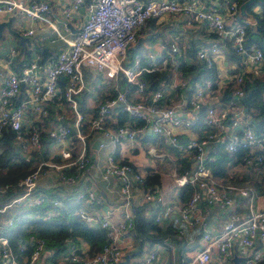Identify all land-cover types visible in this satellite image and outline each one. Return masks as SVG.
I'll list each match as a JSON object with an SVG mask.
<instances>
[{"label": "built area", "instance_id": "built-area-1", "mask_svg": "<svg viewBox=\"0 0 264 264\" xmlns=\"http://www.w3.org/2000/svg\"><path fill=\"white\" fill-rule=\"evenodd\" d=\"M243 1L214 0L201 8L194 0H70L62 9L64 16L71 19L83 6L85 18L67 40V47L42 60L31 42L29 61L18 70L9 67L1 73L0 141L10 135L11 161H31L36 165L15 183L0 182V264H54L46 261L51 253L46 240L36 232H31L18 245L19 252L31 247L29 258H17L4 233L13 226L15 211L48 203L42 216L46 219L65 209L66 196L80 203L83 200L86 204L97 203L93 189L77 187L98 168L87 152L98 139L95 134L102 137L98 148L111 146L113 149L117 144L127 143L131 152L137 135L148 129L170 148H177L180 156L192 161L190 169L181 174L173 172L178 186L188 183L194 186L186 202L168 204L157 188L143 192L148 210L157 211L155 221L161 226L171 214L177 213L179 221L187 228L201 229V246L190 259L179 264H207L218 258V254L229 258L233 264L236 244L242 256L240 264H264V186L260 192L263 206L255 208V187L219 183L210 166L219 153L231 157L239 147L245 149L243 156L235 157L240 165L264 166V129L258 127L261 119L245 103L247 85L255 78L264 79V51L256 42L249 41L247 28H256V24L250 13L247 17L240 15L239 5ZM16 9L30 18L49 21L48 0H0V13L11 14ZM252 11H259L258 6ZM180 13H185L187 25L206 24L209 37L196 47L195 59L214 68L216 76L202 79L191 88L177 68V60L171 57L174 59L171 78L163 89L152 90L141 78L143 71L153 70L151 64H142L138 54L129 60L127 48L149 19ZM32 32L29 28L26 33L31 35ZM229 48L235 56L224 67ZM18 53L17 45H13L3 56L12 63L16 62ZM145 56L151 57L149 53ZM165 64L166 61L162 67ZM86 70L89 80L84 75ZM120 75L134 86L132 91L120 84ZM62 76L66 79L62 80ZM98 89H102V94L96 97V103H86L81 108L84 94L94 98ZM165 95L170 96L169 104L164 102ZM114 109L127 112L143 123L133 127L126 121L110 127L107 118ZM198 119L202 124L199 134L194 130ZM180 129L192 133L186 142L179 140ZM42 132L51 139L47 152L41 141ZM72 135L76 138L75 144ZM51 144L60 146L58 152H51ZM74 146H77L76 155ZM147 151L157 158L164 155L154 146ZM56 153L59 162L53 160ZM51 172L55 183L47 188L49 192H42L38 181ZM100 174L104 179L114 177L120 181L123 219L114 222L107 217L95 218L79 207L78 213L86 222L97 219L98 225L106 230L107 240L98 252L82 257L78 254L79 243L65 238V257L58 264H66L64 261L67 264H116L123 259L119 241L134 227L131 186L143 184L145 176L132 162H117L113 151L100 167ZM262 182L264 185V176ZM72 186H75L73 192L62 194ZM11 191L14 193L10 195ZM202 201L209 206L217 204L227 212V220L219 231L207 229L209 222L199 206ZM182 233L181 228L179 234ZM157 257V251L151 249L137 264H155Z\"/></svg>", "mask_w": 264, "mask_h": 264}, {"label": "crops", "instance_id": "crops-1", "mask_svg": "<svg viewBox=\"0 0 264 264\" xmlns=\"http://www.w3.org/2000/svg\"><path fill=\"white\" fill-rule=\"evenodd\" d=\"M26 2L29 0H25ZM198 6L204 8L209 5L214 0H194ZM49 2V11L46 13L49 21L40 20L38 18H30L26 16L20 9H16L11 14H3L0 13V22L8 21V19H12L10 23V27L14 30V32L9 31L6 27L3 28L2 33L0 35V45L3 40L8 39L11 43L10 46L17 45V49L19 51L18 56L16 58V62H7L3 56V53L6 49L0 47V82H1V73H5L7 69L12 68L18 70L21 65L25 62L29 61L31 51L28 46L29 43L33 42L35 46V50L38 54L41 53L49 55L56 52H59L61 49L67 47L68 39L72 37V35L79 29L82 25V22L85 18L84 7L80 6V8L75 12L74 16L69 19L66 18L62 12L64 6L70 3V0H48ZM29 28L33 29L31 35H28L26 32ZM63 36V38L60 37ZM209 37L208 30L206 28V24L194 22L191 25H187L185 23V13H180L176 15H166L160 18H152L147 22V25L140 29L137 33V41L145 48L144 53H149L150 56L149 63L151 64L153 69H164L167 66L168 60L171 59V64L174 62L173 53L166 49V43L172 41L173 44L180 45L174 46V50L178 53H182L179 49H184L192 40H196L197 44L205 42ZM9 46V47H10ZM166 52L168 57L165 58L163 53ZM28 54L26 60H24L18 66V61H20V57ZM137 55V54H136ZM42 56V55H41ZM147 56V55H146ZM173 57V58H171ZM152 58V59H150ZM159 58H162L161 63L158 61ZM176 59V58H175ZM165 67H162L163 63H165ZM177 60V59H176ZM181 60H185L186 62H190V56L186 58H182ZM230 58L227 56L224 59V67L225 65L230 63ZM178 63V60H177ZM221 69V68H219ZM181 73V71H180ZM86 79L89 78V72L85 71ZM181 75L187 78L183 73ZM188 79V78H187ZM63 80V79H62ZM89 80V79H88ZM102 94V90H97V95L92 96L94 98L88 97L87 94H84L86 97V103L89 105L96 103V97H100ZM173 96V94H171ZM169 100V99H168ZM112 122V119H109ZM201 120L196 124L195 131L197 134L200 133L201 129ZM179 133L183 134V136L188 137L192 135L188 130L180 129ZM96 137H99V134H95ZM154 135L149 129L140 135V138H137V142L133 146V150L129 151V146L127 143H121L114 146L112 149L111 146H107L104 148H98V146L93 147V143L91 147L88 148V154L91 155L97 165L98 168L93 171L90 175H87L84 180H81L77 187L82 188H91L96 193V198L99 200L97 203H89L86 204L83 200L82 205L80 207L84 208L87 212L92 214L95 218H103L107 217L111 221L118 222L123 219L124 206L122 204V199L119 194L118 187L120 185V181L114 177H109L107 179L102 178L100 174V167L106 161L108 154L113 151L114 158L117 162L121 161H130L135 167L144 174H146V169H149L150 173H158L159 183L154 184L153 186H144L143 184H136L131 186V206L132 208L139 207L142 204H145L144 213L150 214L148 203L143 200V192L148 187L157 188L166 203L168 204H178L181 200L179 196V186L175 183V178L173 172H175V160L176 155L170 149V147L164 142L161 138L155 141L151 140V136ZM51 152H58L59 145L51 144ZM150 146H154L157 151L164 153L161 158H157L152 156L147 149ZM2 148H0L1 150ZM57 155V153H56ZM235 158V157H234ZM229 163V164H228ZM232 166L233 171L239 170L240 167L244 170L245 177L240 180L239 183L241 186H252L255 187L256 194L254 196V205L255 208H261L263 206V197L260 195V192L263 189L262 177L264 176V166L258 167H250V166H242L239 164L237 158L232 159V162L228 161L225 165V168L228 169ZM54 175L52 172L50 176L43 177L38 181V186L40 188H50L54 185L55 179L52 176ZM219 183H229L228 177L223 175L222 178L219 179ZM233 182V181H232ZM238 184V183H235ZM75 190V186L69 188L68 191H63L62 194H70V192ZM192 195V194H191ZM190 195V197H191ZM189 197V198H190ZM188 198V199H189ZM187 199V200H188ZM201 211L205 214L207 221L209 224L207 225V229L211 232H217L221 229L224 222L227 220V212L220 208L217 204H213L211 206L206 205L203 201L199 204ZM239 210H243L240 208ZM91 226H97V219L92 221ZM169 225H173L176 229L179 230L182 228V234H176V238L181 240V245L184 246L183 255H178V250L174 242L170 238H165L163 243H154V245L149 249H155L157 251L158 257L155 264H179L184 259L187 260V257H192L195 254V251L201 246V234L200 228L195 227L192 229L187 228L183 223H181L178 219L177 213H173L170 216V219L164 225H160L165 228ZM120 245L123 247V259L126 254L129 255L127 263L122 262L121 264H137L138 260L145 255L149 250L147 249V242L140 241L139 244H135V241L132 237V234H128L124 238L119 241ZM141 249L139 251V248ZM79 249L82 253V257H88V251L90 250V245L86 241L79 242ZM250 251H252L250 249ZM239 247L237 244L233 248L232 258L234 256H240ZM51 256V255H50ZM48 256L46 258L47 262H51L54 264H58L64 257L65 254L57 257L55 259H50ZM218 258L212 259L207 264H224L223 262L225 258L221 257L219 254ZM242 257V256H241ZM49 258V259H48ZM52 260V261H51ZM66 264L67 262L64 261ZM118 262V263H119ZM233 262V261H232ZM117 264V263H116Z\"/></svg>", "mask_w": 264, "mask_h": 264}, {"label": "trees", "instance_id": "trees-1", "mask_svg": "<svg viewBox=\"0 0 264 264\" xmlns=\"http://www.w3.org/2000/svg\"><path fill=\"white\" fill-rule=\"evenodd\" d=\"M254 6H258L259 11L253 12L252 8ZM246 12L251 14L254 19V23L256 24V28L254 26L247 28V34L249 41L256 42L264 51V3L254 2L246 7ZM152 19V18H151ZM150 20V19H149ZM148 20V21H149ZM173 41V40H172ZM165 42L166 49L170 50L174 57L178 60L177 68L185 75L187 83L189 87L193 88L196 83L206 78H214L216 76V71L214 68H208L205 64L199 63L196 59V40H192L190 45L185 47L184 49H179L182 53H178L174 50V46L180 45L178 42L176 45L173 42ZM145 48L136 40L127 48L128 59H132L134 55H140L142 59V64L148 65L149 59L145 56L144 53ZM28 54L20 57V61H18V66L24 60H26ZM42 60L49 55L43 54ZM164 57L167 58L168 54L166 52L163 53ZM228 58L232 59L235 55L233 54L231 48H229L226 52ZM190 56L191 61L186 62L185 60H181L182 58H186ZM158 61L161 63L162 58H159ZM172 64L171 59L168 60L167 66L164 69H153L152 71H143L141 74V78L146 81L149 85L150 89H163V85L166 84L172 76ZM119 82L123 86L130 87L132 91L133 85L126 82L125 78L120 75ZM192 89L187 90V94L191 92ZM131 91L130 95H131ZM177 98V97H175ZM169 99V100H168ZM164 102L169 104L171 102L170 96L165 95ZM245 103L248 107L253 108V112L257 117L261 119L258 123L259 129H264V79L255 78L252 83L247 85V93L245 97ZM86 105V97H83L81 102V108H84ZM109 119H112L110 122ZM130 122L133 127L140 126L143 122L142 120L129 115L127 112H122L118 110H112L110 115L107 118V124L110 127L115 128L116 126L124 123ZM196 128V127H194ZM258 129V130H259ZM195 130V129H194ZM143 133H139L137 138H140V135ZM74 136V135H73ZM160 139V137L156 134L151 136V140L155 141ZM187 137L183 136V134H179L180 142H186ZM11 136L7 135L0 141V182L5 183H15L20 177L29 173L33 168H35V162H26V161H11L10 154L13 152L11 143ZM162 140V138H161ZM41 141L44 145H46V152L48 150V146L51 142V139L47 137L45 133H41ZM6 145V147H4ZM12 148V152H11ZM174 154L176 155L175 160V172L177 174H181L187 169L191 168L192 161L186 157L180 156L177 148H170ZM77 146H74V155L77 154ZM245 149L239 147V149L233 154V156L229 157L226 153H219L216 159L210 164L212 168V173L214 176L222 178L225 165L228 161L232 162L234 157L243 156ZM45 154V151H44ZM53 160L56 162L60 161L58 155L53 156ZM127 162V161H121ZM150 169V168H149ZM146 169L145 179L143 185L153 186L156 183H159V174L158 173H149ZM149 188V187H148ZM42 192H49V190L45 188L38 187ZM194 190V186L191 183L179 186V196L181 198L180 203H184L190 197ZM14 191H11L9 194L11 195ZM73 196V195H72ZM72 198V197H71ZM82 202L69 200V197H65L66 207L59 214L55 216H51L50 218H43V213L48 208L49 204L46 203L44 205L27 208V209H17L15 211L14 224L12 227L5 229V235L9 239V243L17 255L18 259H28L29 254L31 252V247L27 246V249L23 252L18 251V245L20 241L25 239L31 232H36L40 234L45 240L46 245L51 253L50 259H55L64 255L66 251V246L64 244L65 238H70L74 243H79L81 241H86L90 245V250L88 251V255L91 256L98 252L102 245L106 242V230L99 225L91 226L90 223L86 222L78 213V209ZM145 204H142L139 207L132 208V216L134 220V227L130 230V234L135 241V244H139L140 241L147 242V249L149 250L154 243L162 244L165 238H170L172 242L175 243L178 255H183L184 246H182L181 240L176 238V234L179 233L178 229H176L173 225H169L165 228L161 227L155 221V217L157 215L156 210H152L150 214L144 213ZM78 254L81 256L82 253L80 249H78ZM48 258V259H49ZM187 260L190 257L186 258ZM52 261V260H51Z\"/></svg>", "mask_w": 264, "mask_h": 264}, {"label": "water", "instance_id": "water-1", "mask_svg": "<svg viewBox=\"0 0 264 264\" xmlns=\"http://www.w3.org/2000/svg\"><path fill=\"white\" fill-rule=\"evenodd\" d=\"M254 2H261V3H264V0H245V1H243V2L239 5L240 15H241V16H244V17L249 16V14L246 12V7H247L248 5L254 3ZM11 20H12V19L10 18V19H8V21L0 22V35H1L2 30H3L4 27H6L9 31L14 32V30L10 27ZM61 78H62L63 80L66 79L64 76H62ZM101 139H102V137L99 136L98 139L94 141V143H93V147L98 146V143H99V141H100ZM140 249H141V246H140V248H139V251H140ZM128 257H129V255L126 254V255L124 256V260H123L122 262L127 263V261H128ZM241 259H242L241 256H234V257L232 258L233 264H240ZM122 262H119V263H117V264H121Z\"/></svg>", "mask_w": 264, "mask_h": 264}, {"label": "rangeland", "instance_id": "rangeland-1", "mask_svg": "<svg viewBox=\"0 0 264 264\" xmlns=\"http://www.w3.org/2000/svg\"><path fill=\"white\" fill-rule=\"evenodd\" d=\"M12 44L13 43H11L10 40L5 39V40H3L2 44L0 45V47L3 48V49H7ZM106 89H108V87ZM71 140H72V143L73 142H74V144L76 143L75 136L72 135L71 136ZM223 175L228 177L227 181H229L230 184H234V185H237V186H241V184H239V183H244V181L243 182H239V181L242 180L246 176L245 173H244V170H242L241 167H240L239 170L233 171V173H232V166H230L228 169L225 168ZM171 176L173 177V175H171ZM214 177H215L216 181L220 182V180H219L220 178L219 177H216V176H214ZM235 183H238V184H235ZM224 264H230V259L229 258H225V263Z\"/></svg>", "mask_w": 264, "mask_h": 264}]
</instances>
